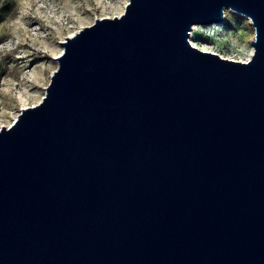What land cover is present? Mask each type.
<instances>
[{
    "label": "water",
    "instance_id": "95a60500",
    "mask_svg": "<svg viewBox=\"0 0 264 264\" xmlns=\"http://www.w3.org/2000/svg\"><path fill=\"white\" fill-rule=\"evenodd\" d=\"M227 10L248 62L190 43ZM61 45L0 130V264H264V0H129Z\"/></svg>",
    "mask_w": 264,
    "mask_h": 264
},
{
    "label": "rangeland",
    "instance_id": "374dc122",
    "mask_svg": "<svg viewBox=\"0 0 264 264\" xmlns=\"http://www.w3.org/2000/svg\"><path fill=\"white\" fill-rule=\"evenodd\" d=\"M128 2L0 0V9L10 7L0 23V130L10 127L19 116L21 98L29 104L25 108L42 101L58 68L61 43L72 33L93 25L96 19L116 17L115 9L123 8L121 16ZM194 37L195 42L207 44L223 55L218 54L220 57L241 61L252 52L255 30L249 20L227 10L223 25L201 26Z\"/></svg>",
    "mask_w": 264,
    "mask_h": 264
},
{
    "label": "bare ground",
    "instance_id": "6f19581e",
    "mask_svg": "<svg viewBox=\"0 0 264 264\" xmlns=\"http://www.w3.org/2000/svg\"><path fill=\"white\" fill-rule=\"evenodd\" d=\"M115 12V14H113V16H119L122 12H123V8L122 9H120V8H118V9H115L114 10ZM219 26V25H218ZM200 28H201V26H195L194 28H193V32H192V34H191V37H190V39H191V45L193 46V47H196L198 50H200V51H203V52H208V53H212V54H216V55H218L219 53H217L213 48H211V47H209L207 44H200V43H198V42H195V37H194V35L197 33H200ZM74 33H72L70 36H72ZM242 36V35H241ZM253 53H254V49L252 48V52H251V54L249 55V57L247 58V59H243V60H241V61H239V62H248L250 59H251V57H252V55H253ZM220 56H223V55H221V54H219ZM218 55V56H219ZM222 58V57H221ZM223 59H224V57H223ZM229 60V59H228ZM234 61V60H233ZM38 83H40V79H38ZM21 102H22V104H23V108H25V107H27L29 104H28V102H26V100H24V99H22L21 98ZM36 104V103H35Z\"/></svg>",
    "mask_w": 264,
    "mask_h": 264
},
{
    "label": "trees",
    "instance_id": "16d2710c",
    "mask_svg": "<svg viewBox=\"0 0 264 264\" xmlns=\"http://www.w3.org/2000/svg\"><path fill=\"white\" fill-rule=\"evenodd\" d=\"M9 10H10V7L8 5L0 9V23L2 22L4 16L8 13Z\"/></svg>",
    "mask_w": 264,
    "mask_h": 264
}]
</instances>
